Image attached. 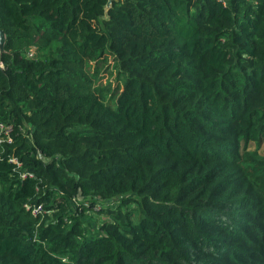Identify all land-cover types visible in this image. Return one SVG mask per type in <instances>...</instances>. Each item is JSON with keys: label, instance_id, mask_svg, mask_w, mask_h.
Here are the masks:
<instances>
[{"label": "trees", "instance_id": "1", "mask_svg": "<svg viewBox=\"0 0 264 264\" xmlns=\"http://www.w3.org/2000/svg\"><path fill=\"white\" fill-rule=\"evenodd\" d=\"M106 4L0 0V264H264V0Z\"/></svg>", "mask_w": 264, "mask_h": 264}, {"label": "rangeland", "instance_id": "2", "mask_svg": "<svg viewBox=\"0 0 264 264\" xmlns=\"http://www.w3.org/2000/svg\"><path fill=\"white\" fill-rule=\"evenodd\" d=\"M2 43H3V35L0 33V48L2 47ZM30 53L33 54V52H30ZM93 68L94 67H92L91 70ZM98 69H99V72L97 75L98 80L95 81L96 85H99L100 87H102L104 89H108V88L111 90L114 89V87L116 86V81H115L116 73L113 70L111 58H109L107 60V62L100 64L98 66ZM99 209H100V207L96 206L94 210L97 211ZM79 211H80V209H79ZM104 219H105V217L103 215H100V217L98 219L97 213L88 214V217H86V219H85L87 224H84V226H87L86 227L87 232L92 233V232L97 231L98 224H100V222Z\"/></svg>", "mask_w": 264, "mask_h": 264}, {"label": "built area", "instance_id": "3", "mask_svg": "<svg viewBox=\"0 0 264 264\" xmlns=\"http://www.w3.org/2000/svg\"><path fill=\"white\" fill-rule=\"evenodd\" d=\"M29 56H32V53H30ZM2 67H3V65H2V62L0 60V68H2ZM0 131L2 132V134H4V137L6 139H8L12 129H11V126H9V125L0 124ZM5 138H3V139L1 138L0 142L2 140H5ZM31 212L33 215H38V214L43 213V209L41 206H36V207L31 209Z\"/></svg>", "mask_w": 264, "mask_h": 264}, {"label": "water", "instance_id": "4", "mask_svg": "<svg viewBox=\"0 0 264 264\" xmlns=\"http://www.w3.org/2000/svg\"><path fill=\"white\" fill-rule=\"evenodd\" d=\"M111 3H112V0H107V4H106V9H109L110 6H111ZM1 33V32H0ZM2 34V33H1ZM3 35V34H2ZM3 40H4V37H3ZM3 44V43H2ZM0 51H1V48H0Z\"/></svg>", "mask_w": 264, "mask_h": 264}]
</instances>
